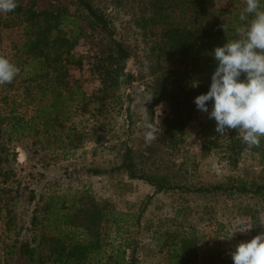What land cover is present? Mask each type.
Segmentation results:
<instances>
[{
  "label": "rangeland",
  "instance_id": "obj_1",
  "mask_svg": "<svg viewBox=\"0 0 264 264\" xmlns=\"http://www.w3.org/2000/svg\"><path fill=\"white\" fill-rule=\"evenodd\" d=\"M92 1L107 12L120 37L135 51L136 56L129 60L127 67L136 74V81L124 87L122 100L112 101L106 114L98 118L97 132L94 136L90 134L92 140L85 139L65 157L57 144L47 146L33 137L12 141L0 137V264H30V259L20 252L21 245L27 242L36 248V264H50L51 227L47 220L34 226L31 219L36 214L43 220L52 210V200L58 202L59 208L68 207L73 195L79 193L83 203L95 199L110 209L138 211L155 191L146 181L130 179L112 169L121 163L127 146L135 149L140 161L142 153L148 155L144 142L145 120L158 123V118L161 121L169 111L167 100L153 103L154 77L174 65L171 58L162 56L159 27L148 22L149 3L155 0ZM50 3H61V0H40L42 6ZM245 3L246 0H220L219 6L241 7ZM5 17L3 14L2 18ZM24 39L21 25L3 26L0 54L14 61ZM96 39L94 34L88 33L75 52L92 55ZM86 61L83 68L71 66L70 73L92 94L101 86V81L91 72L89 62L93 59ZM26 82L24 73L20 72L10 85L0 86V89L11 90V95L20 94ZM128 94L134 105L130 121L126 116ZM149 97L153 98L146 102ZM207 104L209 112H196L178 148L161 147L152 158L140 162V166L147 171L169 173L175 181L192 188L218 183L264 184V138L260 147L245 148L236 164L222 149H203L206 132L222 141L230 134H239L238 130L229 129L221 136L216 131L215 119L209 118L214 101ZM94 169L101 172L95 173ZM63 211L68 212V209ZM73 219L72 226L83 228L79 217ZM237 220H243L251 228L247 232L237 231L228 239L239 228ZM262 220L263 194L183 189L158 192L152 196L138 226L135 257L138 264H170V245L187 236L197 242L198 260L192 264H234L231 253L236 246L264 233ZM106 231V247L110 249L116 242L115 233L110 225ZM131 254L130 249V258ZM106 262L113 264L110 260Z\"/></svg>",
  "mask_w": 264,
  "mask_h": 264
},
{
  "label": "trees",
  "instance_id": "obj_2",
  "mask_svg": "<svg viewBox=\"0 0 264 264\" xmlns=\"http://www.w3.org/2000/svg\"><path fill=\"white\" fill-rule=\"evenodd\" d=\"M219 1L155 0L149 3L148 22L159 27L162 56L171 58L174 64L154 77L153 103L167 100L169 111L161 124L157 123L159 131L153 144L146 147L148 155L142 153L140 161L135 149L127 146L121 163L112 169L130 179L146 181L155 191L138 211L110 209L95 199L83 203L79 193L73 195L68 207L59 208L58 202L51 199L52 210L43 220L36 214L31 219L34 226L47 220L51 227L50 264H106L107 260L113 264H138L135 257L138 226L152 196L158 192L183 189L264 195L261 183H218L192 188L175 181L169 173L147 171L140 166V162L145 163L161 147H179L188 122L199 110L195 98L210 90L211 77L218 66L213 55L215 48L235 38L246 3L241 7H220ZM17 4L5 18L0 13V42L3 26L19 24L23 27L25 39L18 46L14 62L27 82L20 94L11 95V90L0 89L3 104L0 106V137L9 141L33 137L47 146L57 144L65 157L85 139L92 140L98 118L106 114L112 101L122 100L124 87L136 81V74L127 67L136 53L120 37L107 12L92 0H61L48 6L40 5V0H17ZM261 5L264 6V0ZM251 18L249 16V20ZM88 33L98 38L95 51L92 55L77 54L76 47ZM87 58L93 59L89 62L91 72L101 81V86L92 94L70 73L71 66L83 68ZM241 79H245L244 74ZM127 100L126 116L130 121L134 106L130 94ZM204 136L205 151L222 149L235 164L247 148L241 138L233 134L223 141L207 132ZM92 171L101 172L100 169ZM65 209L68 212H64ZM75 217L80 218L83 228L72 226ZM109 225L114 229L116 240L110 249L106 247ZM196 247L197 242L187 236L173 243L168 249L170 264L195 263L198 260ZM20 252L30 259V264H36V248L30 243L21 245Z\"/></svg>",
  "mask_w": 264,
  "mask_h": 264
},
{
  "label": "clouds",
  "instance_id": "obj_3",
  "mask_svg": "<svg viewBox=\"0 0 264 264\" xmlns=\"http://www.w3.org/2000/svg\"><path fill=\"white\" fill-rule=\"evenodd\" d=\"M17 7V0H0V13L12 12ZM239 19L242 23L235 29V38L215 48L213 55L218 66L211 77L210 90L197 96L195 104L208 113L207 102L214 101L209 118L215 119L216 131L224 136L229 129L238 130L242 143L248 148H258L264 138V6L261 0H246ZM20 72L21 68L10 57L0 54V86L11 84ZM144 128L145 146H149L157 138V122L145 120ZM236 223L239 228L228 239L237 231L247 232L251 228L243 220ZM231 256L234 264H264V233L239 243Z\"/></svg>",
  "mask_w": 264,
  "mask_h": 264
}]
</instances>
